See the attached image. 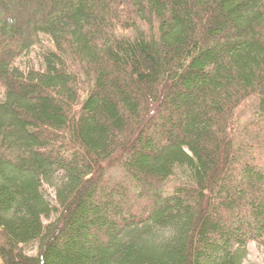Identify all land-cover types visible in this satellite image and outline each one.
I'll return each instance as SVG.
<instances>
[{
    "label": "trees",
    "instance_id": "16d2710c",
    "mask_svg": "<svg viewBox=\"0 0 264 264\" xmlns=\"http://www.w3.org/2000/svg\"><path fill=\"white\" fill-rule=\"evenodd\" d=\"M0 90V264L264 244V0H0Z\"/></svg>",
    "mask_w": 264,
    "mask_h": 264
},
{
    "label": "rangeland",
    "instance_id": "374dc122",
    "mask_svg": "<svg viewBox=\"0 0 264 264\" xmlns=\"http://www.w3.org/2000/svg\"><path fill=\"white\" fill-rule=\"evenodd\" d=\"M2 5V4H1ZM39 62V60H37ZM6 98L5 91L0 90V103ZM31 254H38V248L32 246L29 248ZM245 264H264V244H254L251 248V256Z\"/></svg>",
    "mask_w": 264,
    "mask_h": 264
}]
</instances>
